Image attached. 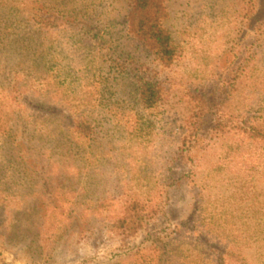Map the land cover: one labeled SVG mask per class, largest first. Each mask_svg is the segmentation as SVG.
I'll list each match as a JSON object with an SVG mask.
<instances>
[{"label": "rangeland", "instance_id": "rangeland-1", "mask_svg": "<svg viewBox=\"0 0 264 264\" xmlns=\"http://www.w3.org/2000/svg\"><path fill=\"white\" fill-rule=\"evenodd\" d=\"M164 4L171 66L128 0H0V264H264V142L213 113L183 146L202 96L264 123V0ZM142 79L164 89L154 109ZM136 199L155 213L126 236Z\"/></svg>", "mask_w": 264, "mask_h": 264}, {"label": "trees", "instance_id": "trees-1", "mask_svg": "<svg viewBox=\"0 0 264 264\" xmlns=\"http://www.w3.org/2000/svg\"><path fill=\"white\" fill-rule=\"evenodd\" d=\"M128 1L131 7L129 25L132 33L146 44L163 65L171 66L177 57V47L171 32L163 25V20L167 16L164 0ZM51 20H55L53 22L56 23V21H60V18L50 17L47 19V21ZM140 90L142 104L148 110L154 109L163 98L164 89L159 82L142 79ZM194 102H197L193 104L196 114L185 130L184 149L187 146L189 149L196 146L200 141L198 131L204 126L203 120L207 123V114L213 113L215 118L211 122L215 133H239L244 138L255 142H264V123L223 119L224 114L221 115V113H223V106H226V101L221 104H218L217 101L213 103L202 96L195 99ZM85 129L82 131L89 133ZM150 208H152L150 205L139 199L127 202L120 216L114 218L113 229L126 236L138 234L145 227L147 220L155 213V210L153 208L150 210ZM158 245L159 241H154V249H157ZM161 248L164 249L162 246Z\"/></svg>", "mask_w": 264, "mask_h": 264}]
</instances>
